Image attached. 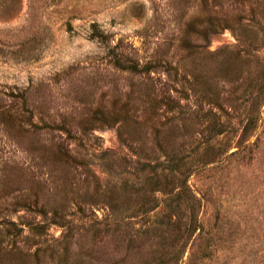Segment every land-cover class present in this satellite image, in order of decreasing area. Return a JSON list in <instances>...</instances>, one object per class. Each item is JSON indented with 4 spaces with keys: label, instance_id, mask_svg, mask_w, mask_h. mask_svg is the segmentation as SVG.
Listing matches in <instances>:
<instances>
[{
    "label": "rangeland",
    "instance_id": "obj_1",
    "mask_svg": "<svg viewBox=\"0 0 264 264\" xmlns=\"http://www.w3.org/2000/svg\"><path fill=\"white\" fill-rule=\"evenodd\" d=\"M0 264H264V0H0Z\"/></svg>",
    "mask_w": 264,
    "mask_h": 264
}]
</instances>
